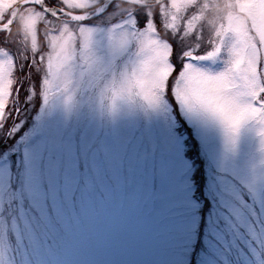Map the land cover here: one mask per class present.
Wrapping results in <instances>:
<instances>
[{"label":"snow or ice","instance_id":"1","mask_svg":"<svg viewBox=\"0 0 264 264\" xmlns=\"http://www.w3.org/2000/svg\"><path fill=\"white\" fill-rule=\"evenodd\" d=\"M0 264H264V0H0Z\"/></svg>","mask_w":264,"mask_h":264}]
</instances>
